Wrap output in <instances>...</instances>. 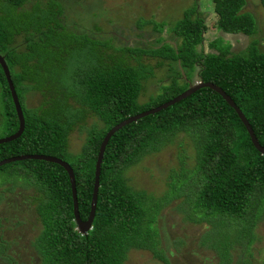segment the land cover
<instances>
[{"label": "trees", "instance_id": "obj_1", "mask_svg": "<svg viewBox=\"0 0 264 264\" xmlns=\"http://www.w3.org/2000/svg\"><path fill=\"white\" fill-rule=\"evenodd\" d=\"M27 1L0 0V54L25 120L18 138L0 144V160L46 154L67 161L74 171L82 220L89 214L94 164L107 131L130 115L170 100L189 83L220 86L264 146V50H259L256 39L233 53L231 44L218 36L209 42L215 51H204L207 27L195 4L168 28L174 43L159 37L157 45L115 47L109 39L67 27L61 0H47L45 5L37 0L23 9ZM212 1L222 32L247 36L256 32L253 15L240 9L244 0ZM259 1L264 8V0ZM148 24L145 20L137 27ZM164 26L168 25L152 24L156 31ZM143 57L158 59L157 66L164 64L168 75L156 94L140 102L143 81L154 75L153 66ZM30 92L40 94L37 106L26 105ZM0 116V138L15 133L18 118L1 65ZM88 116L95 118L91 125L86 124ZM76 127L85 130L86 140L80 153L72 154L69 135ZM180 131L191 134L197 143L195 173L200 176L197 190L190 189L194 202L187 216L213 224L212 246L222 264H229L232 243L252 241V226L264 217V154L253 146L235 110L208 87L123 126L110 137L101 163L95 216L86 234L76 229L69 177L63 167L35 159L0 166V172L20 174L40 193L36 211L42 226L33 242L38 264H124L132 248L148 249L164 264H172L157 247L153 218L145 219V191L133 189L124 171L144 152L157 150ZM232 224H238L235 237L230 236ZM4 247L0 241V257L13 262ZM236 264L252 262L243 259Z\"/></svg>", "mask_w": 264, "mask_h": 264}, {"label": "rangeland", "instance_id": "obj_2", "mask_svg": "<svg viewBox=\"0 0 264 264\" xmlns=\"http://www.w3.org/2000/svg\"><path fill=\"white\" fill-rule=\"evenodd\" d=\"M36 1L28 0L22 8H29ZM39 1L44 5L47 2ZM61 1L62 22L67 27L100 39H109L115 47L157 45L159 37L174 43L173 34L167 32L168 28L183 16L185 10L196 4L207 27L202 41L204 51H215L210 48L209 42L218 36L223 38V43L231 44L233 53L246 48L253 39L257 40L259 50H264V8L259 0H244L240 4L241 11L251 13L255 19L256 32L251 36L224 33L218 29V14L212 0ZM145 20L151 24L137 27ZM152 21L164 22L168 26L156 31L152 27ZM142 61L153 66L154 75L143 81L140 102L156 94L159 86L167 81L168 75L164 64L157 66L158 59L143 57ZM130 62L135 63L132 59ZM40 101L39 93L26 94L27 106H37ZM94 120V117L88 116L86 124L91 125ZM85 140V130L76 127L69 135L70 153H80ZM197 159V143L193 136L180 131L157 150L144 152L124 171L133 189L145 191V219L153 218L151 226L157 229V247L165 252L172 264H222L220 255L212 246L213 224L207 220L194 221L186 213L192 209V192L197 190L199 184L200 176L195 173ZM24 181L18 173L8 176L0 172V241L13 261L8 262L0 257V264L39 263L33 242L42 226L36 211L40 193L36 186ZM190 189L194 190L191 192ZM237 225L232 224L231 237L237 235ZM252 233L254 237L249 243H232L229 248V264H236L243 259L250 260L252 264H263L264 217L252 226ZM124 264L164 263L148 249L132 248L128 251Z\"/></svg>", "mask_w": 264, "mask_h": 264}, {"label": "water", "instance_id": "obj_3", "mask_svg": "<svg viewBox=\"0 0 264 264\" xmlns=\"http://www.w3.org/2000/svg\"><path fill=\"white\" fill-rule=\"evenodd\" d=\"M0 65L3 69V72L6 77V81L8 84V88L10 91V95L15 107L16 115L18 118V128L15 133L0 138V144L12 141L16 138H18L25 127V120L23 116V111L18 99V96L15 91L14 84L11 80L10 76V71L8 68V65L6 64V61L4 59V56L0 54ZM202 87H208L220 94L223 99L235 110L237 113L239 119L242 121L243 125L245 126L249 137L251 139V142L253 146L261 153L264 154V146H262L257 138L256 135L253 131L252 126L248 122V119L244 115V113L241 111V109L236 105L234 100L218 85L212 83V82H203V81H196L194 83H189V86L180 94L176 95L175 97L171 98L170 100L156 106L153 108H150L148 110L142 111L140 113L130 115L126 119L120 121L116 125H114L112 128H110L107 133L104 135L100 145H99V150L97 153V157L95 160L94 164V179H93V190H92V195H91V201H90V210L89 214L86 220H82L79 214V209H78V200H77V190H76V182H75V175L72 167L70 164L63 160L62 158L52 156V155H46V154H23V155H18V156H11L4 158L0 160V166H3L5 164L14 162V161H20V160H25V159H35V160H45L49 162L56 163L60 165L61 167L64 168V170L67 172L68 177H69V182H70V188H71V196H72V206H73V216H74V221L76 224V229L79 233L81 234H86L92 227V222L95 216V210H96V203H97V196H98V190L100 186V172H101V163L103 160V154L105 151V148L107 146V143L110 139V137L119 129H121L123 126L130 124L132 122H136L138 119L143 118L147 115L154 114L156 112L161 111L162 109H165L171 105H173L176 102H179L180 100L188 97L190 94L195 92L196 90L202 88Z\"/></svg>", "mask_w": 264, "mask_h": 264}]
</instances>
